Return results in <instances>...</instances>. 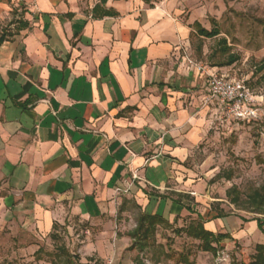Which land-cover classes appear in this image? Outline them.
<instances>
[{
	"label": "crops",
	"instance_id": "0c3cea01",
	"mask_svg": "<svg viewBox=\"0 0 264 264\" xmlns=\"http://www.w3.org/2000/svg\"><path fill=\"white\" fill-rule=\"evenodd\" d=\"M180 4L0 0V226L49 235L110 227L119 213L186 214L213 234L264 244V217L214 219L185 204L194 195L185 164L221 103L188 66L202 27Z\"/></svg>",
	"mask_w": 264,
	"mask_h": 264
},
{
	"label": "rangeland",
	"instance_id": "374dc122",
	"mask_svg": "<svg viewBox=\"0 0 264 264\" xmlns=\"http://www.w3.org/2000/svg\"><path fill=\"white\" fill-rule=\"evenodd\" d=\"M184 21L198 22L214 38L196 32L191 39L192 61L219 75L242 81L253 99L254 117L240 118L221 105L213 118L208 138L186 162L193 172L184 195L195 213L211 211L227 216L257 219L251 196L264 195V0H180ZM236 61L226 65L230 59ZM237 198V203L234 202ZM138 215L112 218V226L93 231H66L55 227L51 234L20 227L0 226V264H58L62 245L81 264H250L255 243L225 240L216 254L204 252L201 242L186 233L196 217L184 215L158 227L150 246L140 251L129 234ZM181 232V233H180Z\"/></svg>",
	"mask_w": 264,
	"mask_h": 264
},
{
	"label": "trees",
	"instance_id": "16d2710c",
	"mask_svg": "<svg viewBox=\"0 0 264 264\" xmlns=\"http://www.w3.org/2000/svg\"><path fill=\"white\" fill-rule=\"evenodd\" d=\"M146 4L153 6V3L156 0H142ZM116 14L110 11H102L98 13L97 10L94 11V17H113ZM198 32L202 37L205 38H214L219 35L218 31L208 32L200 27H198ZM6 40V35H3L0 39V43ZM236 60L231 58L226 65H232ZM260 71H264V60L260 67ZM253 204L256 205L255 214L264 215V195L260 193H255L251 196ZM237 203V198L234 200ZM226 215L219 212L214 219L223 218ZM204 219L199 217L193 226L187 228L186 233L189 237L194 240L201 242V248L204 252H209L212 254L217 253V249L225 240H233L229 234H213L208 232L204 228ZM169 223L160 215H142L137 222L136 228L129 234L130 238L134 243L139 245L140 251L146 250L151 242L154 240L157 229L161 225ZM258 226L260 230L264 231V223L261 220H258ZM181 233V232H180ZM56 261L58 264H81L76 256L71 254L64 246L58 248V252L55 255ZM136 264H141L139 260H136ZM184 264H193L189 260H184ZM250 264H264V244L257 245L255 247V255L252 257Z\"/></svg>",
	"mask_w": 264,
	"mask_h": 264
},
{
	"label": "built area",
	"instance_id": "2783aa9c",
	"mask_svg": "<svg viewBox=\"0 0 264 264\" xmlns=\"http://www.w3.org/2000/svg\"><path fill=\"white\" fill-rule=\"evenodd\" d=\"M190 68H195L200 73L207 76V92L210 101H218L230 112L240 118L254 117L256 113L251 108L253 99L245 83L226 75L218 73H208L202 65H198L192 60H187Z\"/></svg>",
	"mask_w": 264,
	"mask_h": 264
}]
</instances>
